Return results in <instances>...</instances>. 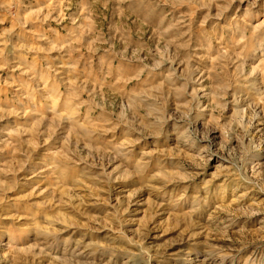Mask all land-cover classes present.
<instances>
[{
	"label": "rangeland",
	"instance_id": "374dc122",
	"mask_svg": "<svg viewBox=\"0 0 264 264\" xmlns=\"http://www.w3.org/2000/svg\"><path fill=\"white\" fill-rule=\"evenodd\" d=\"M0 264H264V0H0Z\"/></svg>",
	"mask_w": 264,
	"mask_h": 264
},
{
	"label": "bare ground",
	"instance_id": "6f19581e",
	"mask_svg": "<svg viewBox=\"0 0 264 264\" xmlns=\"http://www.w3.org/2000/svg\"><path fill=\"white\" fill-rule=\"evenodd\" d=\"M203 151H205V152H206V151H208V149H207V148H206V149H203Z\"/></svg>",
	"mask_w": 264,
	"mask_h": 264
}]
</instances>
